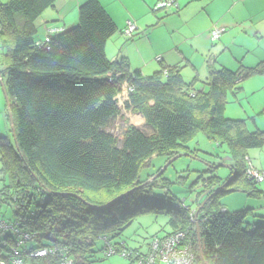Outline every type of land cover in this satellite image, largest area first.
I'll list each match as a JSON object with an SVG mask.
<instances>
[{"label": "trees", "instance_id": "1", "mask_svg": "<svg viewBox=\"0 0 264 264\" xmlns=\"http://www.w3.org/2000/svg\"><path fill=\"white\" fill-rule=\"evenodd\" d=\"M56 1L0 2L2 84L12 117V137H0V202L13 206V220L6 223L34 235L29 250L57 245L85 260L96 239L115 240L142 211L140 204L161 199L151 193L154 184L139 179L149 159L188 153L186 144L202 132L228 146L231 173L221 186L215 175L207 180L208 189L218 190L209 193L193 222L181 203L170 206L172 231L165 235L187 232L193 264H264V221L248 222L251 210L229 213L215 200L218 193L238 189L258 197L244 158L264 148V132H249L244 120L224 113L228 95H236L243 80L264 74V62L233 71L217 68L209 57L203 82L197 76L184 81L178 67L143 76L130 72L124 57H106V43L117 29L98 0L81 3L77 23L48 33V43L37 40V21ZM124 85L130 89L124 108L142 116L150 133L129 126L118 142L106 130L119 116L116 97ZM0 241V261L9 264L5 254L16 237L6 234ZM113 246L114 255L125 249L124 243ZM25 256L24 263L58 264L56 257Z\"/></svg>", "mask_w": 264, "mask_h": 264}, {"label": "crops", "instance_id": "2", "mask_svg": "<svg viewBox=\"0 0 264 264\" xmlns=\"http://www.w3.org/2000/svg\"><path fill=\"white\" fill-rule=\"evenodd\" d=\"M84 1L57 0L54 8L39 18L42 37L37 40L75 25L78 6ZM158 1L98 0L117 29L105 46L108 60L124 57L129 71L137 70L143 76L162 67H178L182 78H188L186 82L194 76L199 80L206 77L209 57L214 58L217 68L233 71L264 62V0H177L176 8L156 11ZM128 21L136 27L131 38L122 34ZM213 28L224 29L215 42L209 38ZM238 86L237 94L228 95L226 100L234 105L231 120H244L248 131L264 132V74H255ZM263 149L256 154L259 162L255 161V167L246 155L258 170H264ZM256 190L258 197L235 191L251 200L247 208L252 211L251 223L264 221V183L256 184Z\"/></svg>", "mask_w": 264, "mask_h": 264}, {"label": "rangeland", "instance_id": "3", "mask_svg": "<svg viewBox=\"0 0 264 264\" xmlns=\"http://www.w3.org/2000/svg\"><path fill=\"white\" fill-rule=\"evenodd\" d=\"M0 2L5 3L6 0H0ZM36 29V38L40 39L42 37L41 30L39 27ZM4 55L5 50L0 45V137L11 138L12 132L1 86L6 78ZM152 74L149 73L146 76ZM204 79L201 78L200 81L203 82ZM187 80L188 78L184 76V81ZM196 87L199 88L200 84H197ZM121 94L125 96V92L121 91L117 97L120 108L119 116L106 131L118 142L121 141L123 132L129 126L136 127L143 133H150V130L144 126L142 116L131 113L124 108L123 102L125 99ZM233 106L226 104L225 118L233 119L230 118L231 115H235L232 112ZM253 131L255 130L253 129ZM186 147L188 153H179L178 155L181 156L175 158L173 161L167 156H152L147 164L140 169V181L143 184H154L151 187V193L161 199L150 200L146 201L147 203L140 204L138 209L142 211L132 216V219L123 227L115 240L111 241V246L124 243L126 250L146 253L154 237L161 238L172 231L168 223L169 214H167L170 206L172 207L174 204L181 203L183 207L195 211L205 204L211 191L216 192L218 190L216 186L208 189L206 182L211 176L215 175L220 179L219 186L225 184L231 173L230 168L234 164V159L228 146H218L204 133L199 132L186 144ZM262 151L264 152V149ZM258 152L260 153L258 149L248 151L250 161L254 167L256 166L255 161L259 162V158L256 156ZM260 157L262 158L261 155ZM209 170L211 172H208ZM2 183L4 182L0 181V189L2 188ZM260 186L258 185V187ZM215 200L224 211H228L229 213L247 209L248 203L251 202L244 193L239 191L218 193ZM202 214H204V211H202ZM0 216L2 220L11 222L13 220V206L0 202ZM251 219L252 217H249L247 219L248 222ZM34 245L28 243L26 248H32ZM85 256V260H81L77 264H129V261L120 255L107 257L104 251V243L100 239L94 241L93 245L90 246V251ZM24 264L29 263L26 262Z\"/></svg>", "mask_w": 264, "mask_h": 264}, {"label": "built area", "instance_id": "4", "mask_svg": "<svg viewBox=\"0 0 264 264\" xmlns=\"http://www.w3.org/2000/svg\"><path fill=\"white\" fill-rule=\"evenodd\" d=\"M176 0H159L154 10H169L175 7ZM136 32V27L133 22L128 21L126 27L123 30L124 36L127 38L132 37ZM224 32L223 28H215L210 33L211 40H217ZM47 37L44 42L48 43ZM156 61H160L157 58ZM122 89L125 92L124 99L127 98V92L130 89L126 85ZM246 170L245 175L248 179L253 180L256 184L264 183V170H258L254 168L247 157L244 158ZM181 208L183 207L180 204ZM186 209L185 207H183ZM190 221L193 222L194 212L188 213ZM11 234L16 237L14 246L10 248V252L6 253L8 257V263L10 264H24V256L28 259L56 257L58 264H76V257L70 255L66 248L52 245L48 247L37 248L35 250H29L26 248L28 243H33L35 240L34 235L25 233L18 229L17 224L6 223L0 216V236ZM104 243V251L107 257L117 254L114 246L105 239L100 238ZM123 244V243H121ZM0 245H4L0 241ZM120 245V244H119ZM118 255L130 261V264H193L194 256L192 253L190 242L187 240V232H175L170 235H165L161 238L154 237L148 247V251L145 254L132 253L126 249H120ZM0 264H4V261H0Z\"/></svg>", "mask_w": 264, "mask_h": 264}, {"label": "water", "instance_id": "5", "mask_svg": "<svg viewBox=\"0 0 264 264\" xmlns=\"http://www.w3.org/2000/svg\"><path fill=\"white\" fill-rule=\"evenodd\" d=\"M2 86V91H3V95H4V98H5V102H6V112H7V116H8V119L10 120V128L12 130V117H11V111H10V105H9V101H8V97L6 95V92H5V88L3 86V84L1 85ZM181 155H176L174 156L173 158H171V160L173 161L175 158L179 157ZM171 160H169V162H171ZM209 199V198H208ZM206 203V202H205ZM202 207L198 208L196 211H195V214H194V218L196 219L197 218V215L198 213L200 212ZM196 232L198 233V227L196 225ZM198 246H199V249H200V244L198 242ZM201 252V251H199ZM201 254V253H200Z\"/></svg>", "mask_w": 264, "mask_h": 264}, {"label": "clouds", "instance_id": "6", "mask_svg": "<svg viewBox=\"0 0 264 264\" xmlns=\"http://www.w3.org/2000/svg\"><path fill=\"white\" fill-rule=\"evenodd\" d=\"M124 87H125V86H123L122 89H123ZM122 89H121V91H122ZM117 97H118V96H117ZM117 97H116V98H117ZM185 208H186V207H185ZM186 209H187V208H186ZM195 211H196V210H195ZM195 211H193L194 214H195ZM189 212H191V210H189ZM89 242H90V240H87V243H89ZM109 242L111 243V241H109ZM114 245H115V244H114ZM76 259H77V263L80 262V260H79L77 257H76ZM77 263H76V264H77Z\"/></svg>", "mask_w": 264, "mask_h": 264}]
</instances>
